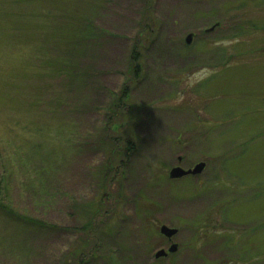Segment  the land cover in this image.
I'll return each mask as SVG.
<instances>
[{
    "label": "rangeland",
    "instance_id": "1",
    "mask_svg": "<svg viewBox=\"0 0 264 264\" xmlns=\"http://www.w3.org/2000/svg\"><path fill=\"white\" fill-rule=\"evenodd\" d=\"M0 204V264H264V0H0Z\"/></svg>",
    "mask_w": 264,
    "mask_h": 264
},
{
    "label": "trees",
    "instance_id": "2",
    "mask_svg": "<svg viewBox=\"0 0 264 264\" xmlns=\"http://www.w3.org/2000/svg\"><path fill=\"white\" fill-rule=\"evenodd\" d=\"M88 20H84V22L82 23V29L80 30L81 32L78 34L79 35V37H77L76 38V41H74L75 42V45L78 43V45H80V44H83V43H85L88 39L89 40H91V38L93 37L92 35H91V37L89 38L87 35H84V33H85V31H88L89 30V24H88ZM88 40V41H89ZM134 52V51H133ZM138 53H134L133 55H132V58H131V62L133 63V65H132V71H133V75H137V72H138V68H139V63H137L138 62V55H137ZM69 64H71V63H69ZM71 70L72 71H68L67 70V72H65V69H64V71H63V69L61 70V71H63V72H65V77L67 78V80H69L70 78H72L73 76H75L73 73L74 72H78L77 70H79L78 69V67L76 66H73L72 68H71ZM60 71V72H61ZM81 80H82V77L80 78ZM125 87L123 88V90H122V92H121V96H125V94H126V92H125ZM121 99H118V101H120ZM125 146L126 147H124V153L125 154H127L128 152H130L131 150H132V147H131V142H126L125 143ZM115 152V155H117V156H119V151L118 150H115L114 151ZM122 155V154H121ZM122 158H120L119 159V163L120 162H122ZM0 208L1 209H3L4 207L0 204ZM9 210V209H8ZM7 210V213H9L10 211H8ZM6 211V210H5ZM90 218H88L87 219V223L84 225V229H86V228H92V229H94V227L92 226L93 224H92V221H91V216H89ZM34 223H36V224H38L39 223V221H33ZM82 260V259H81ZM80 260V261H81Z\"/></svg>",
    "mask_w": 264,
    "mask_h": 264
},
{
    "label": "water",
    "instance_id": "3",
    "mask_svg": "<svg viewBox=\"0 0 264 264\" xmlns=\"http://www.w3.org/2000/svg\"><path fill=\"white\" fill-rule=\"evenodd\" d=\"M185 40H186V43H189L190 40H191V35H188ZM203 168H204V163H198L196 166H194L193 169H188L186 171L181 169V168H179V167H177V168H174V169L171 170L170 177L177 178V177H181V176L186 175V174H197ZM161 232L164 235L170 237V235H172L175 232V230L174 229H168L167 227L163 226L161 228ZM175 248H176V246H173V247L170 248V250L174 251ZM160 255H165V253L163 254V252H159V253L156 254V256H160Z\"/></svg>",
    "mask_w": 264,
    "mask_h": 264
},
{
    "label": "flooded vegetation",
    "instance_id": "4",
    "mask_svg": "<svg viewBox=\"0 0 264 264\" xmlns=\"http://www.w3.org/2000/svg\"><path fill=\"white\" fill-rule=\"evenodd\" d=\"M181 159H180V157H178V161H180ZM188 175H192V174H187V175H183V176H181V177H179V178H176L177 180L178 179H182V178H184V177H186V176H188ZM167 240V242L169 243V245H170V243H172L173 242V237L171 238V239H166ZM177 246H178V243H177ZM178 248V247H177ZM162 249V248H161ZM164 256V255H163ZM153 264V263H152Z\"/></svg>",
    "mask_w": 264,
    "mask_h": 264
}]
</instances>
